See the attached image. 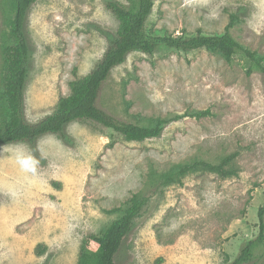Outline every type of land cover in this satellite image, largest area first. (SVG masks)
Returning a JSON list of instances; mask_svg holds the SVG:
<instances>
[{
  "label": "rangeland",
  "instance_id": "374dc122",
  "mask_svg": "<svg viewBox=\"0 0 264 264\" xmlns=\"http://www.w3.org/2000/svg\"><path fill=\"white\" fill-rule=\"evenodd\" d=\"M108 1L37 0L31 7L27 122L51 114L59 95H70L75 70L88 74L107 51L118 29ZM231 15L239 18L232 36L264 54V0H155L147 30L221 35ZM10 18L8 0H0V85ZM248 65L242 56L227 62L205 50L132 53L104 83L97 106L127 123L171 119L159 138L126 142L91 122H73L65 139L43 136L37 177L22 173L0 147V264H77L84 239L100 235L134 194L148 205L116 264H230L258 236L264 204V75H248ZM202 111L209 115L174 120ZM234 153L238 177L196 173L161 186L160 175L176 165L217 164ZM250 264H264V248Z\"/></svg>",
  "mask_w": 264,
  "mask_h": 264
},
{
  "label": "trees",
  "instance_id": "16d2710c",
  "mask_svg": "<svg viewBox=\"0 0 264 264\" xmlns=\"http://www.w3.org/2000/svg\"><path fill=\"white\" fill-rule=\"evenodd\" d=\"M36 1L8 0L11 18L2 46L0 147L18 142L33 144L47 135L65 139L63 131L67 125L84 121L110 130L126 142L140 143L159 138L171 119L158 118L152 125L127 123L114 118L97 106L104 83L112 71L124 63L127 56L132 53L152 56L163 49L184 54L205 50L221 54L227 62H231L236 56H242L249 64L246 71L248 75L254 72L264 75V54L245 47L232 36L231 30L239 20L237 15H231L230 22L221 35L198 32L194 36H155L147 30L155 0H125V3L110 0L105 7L118 21L115 39L88 74L79 76L75 70L70 95H59L51 114L29 123L24 116L25 89L30 64V47L25 24L28 12ZM207 115L208 111L187 112L175 117L174 120L178 121L185 117L201 119ZM237 156L238 153L231 154L217 164L194 161L176 165L160 175L161 186L168 187L181 183L185 177L196 173L213 174L222 179L238 177L239 171L235 165ZM147 205L146 197L134 194L120 217L109 223L100 235L93 234L84 239L77 264H116L125 239ZM258 219V236L249 241L230 264H250L256 252L264 248V204L259 208Z\"/></svg>",
  "mask_w": 264,
  "mask_h": 264
},
{
  "label": "clouds",
  "instance_id": "9594fccd",
  "mask_svg": "<svg viewBox=\"0 0 264 264\" xmlns=\"http://www.w3.org/2000/svg\"><path fill=\"white\" fill-rule=\"evenodd\" d=\"M43 140V137L37 140L35 149L30 148L23 142H18L3 146L2 151L3 153L8 152L10 154V159L14 161L22 173L31 177H37L39 175L41 159L45 158L41 149Z\"/></svg>",
  "mask_w": 264,
  "mask_h": 264
}]
</instances>
